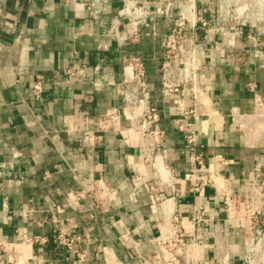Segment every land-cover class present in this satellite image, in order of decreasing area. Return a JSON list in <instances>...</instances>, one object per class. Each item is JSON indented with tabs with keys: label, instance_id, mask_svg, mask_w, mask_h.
<instances>
[{
	"label": "crops",
	"instance_id": "0c3cea01",
	"mask_svg": "<svg viewBox=\"0 0 264 264\" xmlns=\"http://www.w3.org/2000/svg\"><path fill=\"white\" fill-rule=\"evenodd\" d=\"M121 6L122 0H0V264H77L56 238L61 227L83 237L87 264H174L153 242L162 209L146 184L157 178L155 168L166 173L162 158L155 168L144 161V137L129 132L125 118L101 123L122 105L115 85L124 56L144 62L164 162L175 179V208L186 221L194 205L206 212L203 239L180 264H242L245 217L257 199L251 190L264 176V36L237 25L231 48L222 27H197L200 82L210 90L213 113L184 116L160 83L164 21L156 19V36L119 47L104 32ZM208 7L198 3L205 18ZM73 64L86 68L66 82ZM37 78L40 98L30 88ZM242 116L248 132L235 125ZM183 122L194 123L197 133L202 161L195 171L179 131ZM204 178L214 182L195 191ZM91 181L108 188L99 207L84 192Z\"/></svg>",
	"mask_w": 264,
	"mask_h": 264
},
{
	"label": "built area",
	"instance_id": "2783aa9c",
	"mask_svg": "<svg viewBox=\"0 0 264 264\" xmlns=\"http://www.w3.org/2000/svg\"><path fill=\"white\" fill-rule=\"evenodd\" d=\"M200 1H208L209 17L205 18L198 8ZM218 0H122V6L111 21L104 36L116 42L121 47L125 44H136L141 36H156L155 23L158 17L162 18L167 28V34L161 42V64L160 83L164 96L169 100L170 106L182 112L184 116L189 113L212 115L213 107L210 101V90L200 82V75L203 70L196 60L195 30L202 27L207 30L222 27L227 34V44L234 47V36L236 26H254L245 19L230 16L227 20L220 19L217 8ZM227 1V0H219ZM264 36V31L257 30ZM254 39V38H253ZM256 44V43H255ZM260 47V44H257ZM86 67L73 64L66 70V82L74 80L79 72ZM95 71L99 66L94 67ZM86 77L83 80L86 81ZM111 85L114 86L113 83ZM118 96L121 99V107L113 108L104 116L111 123L115 124L120 117L130 121L132 127L129 132L141 134L144 137V161L155 168L156 162L161 159L162 167L166 171L162 176L155 172V180H146L147 188L153 198V203L160 206L162 213L161 232L153 239L154 244L162 252L168 255V261L180 264L189 257L194 256V250L203 239V229L208 224L206 212L203 206L194 205L189 219H183L181 213L173 204L175 179L172 170L164 162L167 151L160 146L161 130L159 128L160 114L150 101V92L146 82V69L141 58L135 56H124L122 59V80L115 85ZM31 91L35 98H40L44 91L43 81L37 78L31 84ZM188 101V110L184 102ZM264 120V117H262ZM246 119L237 117L235 125L247 130ZM91 121H86L89 124ZM103 127H105L103 125ZM179 131L184 136L187 149L191 154L190 167L196 170L202 161V155L197 153V133L194 123L183 122L179 125ZM249 130H247L248 132ZM93 140V136L88 138ZM161 153L158 158L157 154ZM258 171V170H257ZM49 172L45 173L48 176ZM260 176H257L259 178ZM140 179V176L138 175ZM214 182L211 178H204L201 184H195V191L202 192L203 187ZM255 182V181H254ZM260 188H254L251 192L256 196V203L247 213L246 225L253 228L256 235H260V227H264V176L260 182ZM255 184V183H254ZM85 193L99 207L101 202L109 197L108 188L104 184L91 181ZM66 199L75 204L72 195H66ZM186 226H189L191 233L187 234ZM57 240L68 254H73L77 264H87L89 257L87 252L81 248L83 237L70 229L61 227L56 235ZM33 239L24 237V242H31ZM36 240V239H35ZM254 239H251V244ZM242 264H252L248 247L244 249Z\"/></svg>",
	"mask_w": 264,
	"mask_h": 264
},
{
	"label": "rangeland",
	"instance_id": "374dc122",
	"mask_svg": "<svg viewBox=\"0 0 264 264\" xmlns=\"http://www.w3.org/2000/svg\"><path fill=\"white\" fill-rule=\"evenodd\" d=\"M216 10L222 20H227L230 16L240 17L241 20L245 19L251 23L254 29L264 31V0H218ZM256 124L258 126L259 122ZM262 128L263 125L258 129ZM245 230L244 244L246 248L248 247L251 263L264 264V227L259 228L260 235H256L253 228L247 225ZM251 239H254L252 244Z\"/></svg>",
	"mask_w": 264,
	"mask_h": 264
},
{
	"label": "bare ground",
	"instance_id": "6f19581e",
	"mask_svg": "<svg viewBox=\"0 0 264 264\" xmlns=\"http://www.w3.org/2000/svg\"><path fill=\"white\" fill-rule=\"evenodd\" d=\"M162 175V174H161ZM165 175V174H164Z\"/></svg>",
	"mask_w": 264,
	"mask_h": 264
}]
</instances>
